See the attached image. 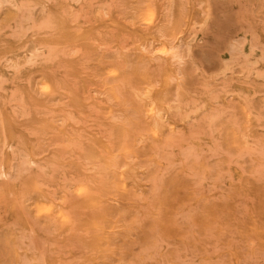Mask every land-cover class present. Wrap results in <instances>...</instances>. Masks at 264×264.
<instances>
[{"label": "rangeland", "instance_id": "374dc122", "mask_svg": "<svg viewBox=\"0 0 264 264\" xmlns=\"http://www.w3.org/2000/svg\"><path fill=\"white\" fill-rule=\"evenodd\" d=\"M0 264H264V0H0Z\"/></svg>", "mask_w": 264, "mask_h": 264}]
</instances>
